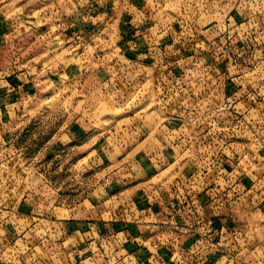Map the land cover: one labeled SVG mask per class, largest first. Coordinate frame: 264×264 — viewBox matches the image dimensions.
<instances>
[{
	"label": "rangeland",
	"instance_id": "1",
	"mask_svg": "<svg viewBox=\"0 0 264 264\" xmlns=\"http://www.w3.org/2000/svg\"><path fill=\"white\" fill-rule=\"evenodd\" d=\"M128 5H116L122 20L135 11L127 26L167 46L163 75L193 80L191 90L207 105L224 93L219 82L194 81L207 77L203 64L253 62L255 72L248 70L243 97L236 99L242 123L226 117L222 140L264 146V0H140L132 11ZM96 6L93 0H0V264H49L38 245L48 223L86 216V210L95 215L87 200L93 203L94 188L112 183V166L91 167L92 146L111 143L118 165L131 144H157L162 136L157 129L168 115L153 58L127 59L115 40L119 20L100 24L89 17ZM93 26L100 37L80 36ZM185 118L182 133L206 158L203 144L217 134L191 133ZM259 166L262 179L264 159Z\"/></svg>",
	"mask_w": 264,
	"mask_h": 264
},
{
	"label": "crops",
	"instance_id": "2",
	"mask_svg": "<svg viewBox=\"0 0 264 264\" xmlns=\"http://www.w3.org/2000/svg\"><path fill=\"white\" fill-rule=\"evenodd\" d=\"M93 1L97 6L89 17L96 18L100 24L108 19L119 20L115 40L119 39L118 45L125 57L133 60L145 57L149 38L137 26H127L136 15L135 11L126 21L130 14L124 13L122 20L123 10L116 9V5H128L127 2L130 3L128 9L137 8L133 5H139L140 0ZM78 32L82 38L88 35L100 37L102 33L94 26ZM185 116L189 117L183 115L184 119ZM189 120L191 133H203L202 128ZM179 124V120L165 116V122L157 129L162 135L160 144H131L118 165L113 163L118 158L111 156L114 148L107 139H104L107 141L105 144H109L106 147L92 146L91 152L97 154L89 160L91 167L94 165L99 170L104 162L111 164L112 168L107 173L112 183L107 185L108 189L94 188V193L99 192L95 194L93 203L87 200L95 209V215L86 210V216L56 217L55 221L48 223L44 229L47 237L38 243L45 248L47 263L59 260V264H76L75 248L87 261L93 260L95 264H125L129 255L135 258V264H264V186L259 185L264 179L260 178L259 166L264 159L263 144H221L222 141L213 139L211 144H203L202 148L209 149H205L209 154L203 158L202 154L197 155L203 150H197L196 144H188L183 134L186 129L182 131ZM140 127L144 128L143 125ZM76 130L80 131L79 134L86 133L83 126ZM252 147L256 149L251 153ZM237 159H240L238 164L235 163ZM172 165L173 171H167ZM201 168L208 171L206 183L190 178L195 171L203 173ZM159 177H162L159 182L153 181ZM98 179L100 182V177ZM211 181L219 187L217 190L226 191L219 193L223 198L227 195L219 210L211 209L207 203L206 193L212 189L209 187ZM185 192L198 196L195 205L199 207L184 211L177 217H169L165 208L168 199ZM199 218L213 220L214 225L224 231L237 226L246 233V237L237 246H230L229 240H225V247L220 251L226 255L220 261L217 260L220 253L192 255L190 248L196 237L195 231L200 229ZM37 225L36 222L33 227L37 228ZM106 236L107 242L100 243L99 238ZM153 243L158 244L156 248ZM34 255L35 259L41 258Z\"/></svg>",
	"mask_w": 264,
	"mask_h": 264
},
{
	"label": "built area",
	"instance_id": "3",
	"mask_svg": "<svg viewBox=\"0 0 264 264\" xmlns=\"http://www.w3.org/2000/svg\"><path fill=\"white\" fill-rule=\"evenodd\" d=\"M224 30H226V28H224ZM226 31L229 32L228 30ZM229 37L228 34L227 38L229 39ZM147 41L146 53L150 54L151 58H153V64L156 70L155 75L157 77L155 80V87L158 88L157 90L161 91L160 96L162 99L166 98V103L163 101L165 105L161 103L165 108L166 115L173 118V120H179L180 126H183L184 122V117L181 115H188V125L190 122L189 119H191V121L196 124V127L203 129L204 133H209L211 131H213V134L216 133V138L213 139L219 140V142L222 141L221 144H229V141L222 140V138H225L228 134V127L224 125L223 121L226 117H229L237 123H242L244 108L237 106L238 102H236V99L243 97L242 94L247 83V78L245 77H247L248 70H251V73L255 72L253 62L243 63L242 61L232 62L227 60L219 63L203 64V69L205 70L207 77L203 80L199 78L194 81H202L204 85L209 86H211L212 82H219L222 84V93H224L221 100L214 106H211L206 104V100L199 99L198 96L195 95V92L191 90V86L188 82H193V80L186 81L180 77L174 76L166 78L165 75H163L164 64L167 63V61L164 60V50L167 46H164V44L162 45V42H158L157 39L155 41L153 39ZM234 48L238 52L243 51V49L237 48L236 46H234ZM229 51H232V49ZM225 52H227L226 48ZM212 73L214 74L213 76L219 75V77L213 78L211 76ZM208 76L212 78H209ZM188 90H190L191 93H189ZM158 100L160 99L158 98ZM199 103L204 105V108L201 109ZM251 109H253V107L246 110L249 112ZM167 129H170V127L167 126ZM216 143L218 144V142ZM208 144H211V142L209 141ZM238 163H240V159L236 160V164ZM201 169L203 170V173H200L199 171L193 172L190 177L191 180L198 178L201 182H207L206 174L208 171L203 168ZM229 173H231V171ZM211 179L212 178L210 177V180ZM209 187L212 189H209L206 193L208 197L207 203L211 209L219 210L223 205L224 198L227 197V195H225L223 198L219 193L220 191L224 193L226 191L217 190L219 187H215L213 181H211ZM209 187H206V189ZM174 192L175 190L172 191V193ZM197 197L198 196L192 192H185L180 196L174 195L173 197H170L165 207L169 212V217H177L178 214L190 210L191 208L197 210V207H199V205H195ZM262 197L264 198V193ZM198 221L201 225L200 229L195 231L196 237L190 248V253L192 255L202 256L203 253H205L204 255L220 253L221 256L217 259L220 261L221 257L226 255L223 251H220L222 247H225L223 246L225 240H229L230 246H237L239 243H242L246 237V233L237 226L232 227L229 231H224L221 227L215 226L213 220L199 218ZM227 233L229 235H227ZM107 240V236L99 238L100 243H106ZM157 245V243L152 244L154 248H156ZM73 256L76 264H95L93 260L87 261L83 254L75 248L73 249ZM126 257L125 264H135L136 260L133 256L129 255ZM175 260L177 259L175 258Z\"/></svg>",
	"mask_w": 264,
	"mask_h": 264
}]
</instances>
